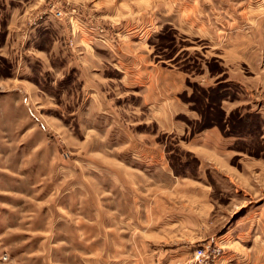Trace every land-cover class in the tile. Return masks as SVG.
Listing matches in <instances>:
<instances>
[{"label": "rangeland", "instance_id": "rangeland-1", "mask_svg": "<svg viewBox=\"0 0 264 264\" xmlns=\"http://www.w3.org/2000/svg\"><path fill=\"white\" fill-rule=\"evenodd\" d=\"M120 1L103 0L113 8ZM208 2L214 10L197 1L190 22L177 9L139 16L148 1L130 0L135 15L111 22L68 0H0V264H264V0ZM35 8L33 18L42 11L68 28L60 36L70 48L75 39L114 48L128 18L156 19L160 27L147 38L152 57L187 74L182 98L198 114L188 120L191 131L216 126L218 153L227 154L200 160L184 137L162 133L174 174L195 183L143 176L140 155L117 150L124 135L109 119L85 125L74 70L56 75L32 54L53 39L25 27ZM97 32L105 42L93 39ZM210 122L219 126L199 128ZM245 214L255 219L249 263L238 247L251 241L234 230ZM199 248L208 259L195 257Z\"/></svg>", "mask_w": 264, "mask_h": 264}, {"label": "crops", "instance_id": "crops-1", "mask_svg": "<svg viewBox=\"0 0 264 264\" xmlns=\"http://www.w3.org/2000/svg\"><path fill=\"white\" fill-rule=\"evenodd\" d=\"M68 1L83 6L87 16L92 18L94 16L102 17L104 20L111 22H119L127 16L135 15V12L131 13L126 6L127 1L130 0H122L114 8L109 6L107 2L104 3L103 0ZM146 1L149 5L143 8L142 4L140 5L139 16L151 15L156 17L164 14L169 16L173 13V9H177L179 15L186 11L187 17H190V22H192L191 17L195 16L196 11L199 12L200 10L197 3L200 0H190V2L182 3H180L182 0ZM202 1L208 4H203L204 7H207V12L214 10V7L208 2L209 0ZM120 3L124 5H119ZM35 10L36 8L32 10L29 16L35 14ZM164 11L166 13H163ZM190 12H193L192 16ZM41 13L42 11H37L36 18H33L35 15L30 16L29 20L32 23H28L25 27L29 28V33L32 34L30 36L34 38L35 34L36 36L40 35L37 34L38 32L43 34L50 31L49 33L53 37L52 42H50L49 48L46 49L32 47L28 49L32 48L34 57L41 62L46 70H51L56 75L65 74L69 69L74 70L76 80L80 85L77 95L81 94L80 106H82L81 112L84 113L82 117L86 120L85 125L86 122L88 123L96 116L109 119L108 127L113 128L114 132H122L124 135L123 140L115 145L118 147L117 150L140 155L143 176L147 174L156 177L155 181H162V178L168 181H171V178L177 180L180 178V180L185 181L186 185L195 183L193 178L188 176L178 177L174 174L168 164L172 152L164 151L157 140V137L162 133L184 137L186 144H189L188 147L192 148L189 149L198 151L196 157L200 160L211 159L214 157L213 155L227 154L222 150L218 153L217 143L221 133L216 126L197 133L191 131L188 120H196L198 114L191 104L182 98L188 90L187 74L177 69L168 68L152 57L147 38L151 35L150 32H155L160 27L156 23V19L154 20L155 24L144 25L142 24V17L134 20V23L131 18H128V22L124 23V25L128 23V26H123L125 32L120 36L121 40L114 48H108L99 43H93L91 48L86 45L81 47L80 45H83L82 39H75L77 48H70L65 44V39L61 37L62 35H65L64 37L69 36L68 28L65 26V29H62L59 25L50 23L51 18L46 17L47 19H44ZM114 17H118V21L111 19ZM179 18L182 17L179 16ZM21 25L23 23L19 24V26ZM19 26H16V30L20 29ZM85 36H90L89 30L85 32ZM56 58L61 60L57 65L51 60ZM25 89L27 93L33 91L32 87H25ZM239 99L233 101H240ZM85 125L82 122V126L91 130L92 125ZM208 135H212L214 140L204 141L203 138ZM86 137L88 135H83L80 140L82 141ZM233 175L234 173L230 177L232 178ZM231 178H228V180L231 181L233 179ZM171 196L175 197V195ZM167 198L170 200V197ZM151 202L153 203V201ZM173 208L171 210H174ZM244 217L243 220L234 225V230L235 237H239L238 240L251 241L246 247H238V253L242 261L245 260L249 263L251 262L250 257L253 255L251 250L254 249L252 231L255 219L252 215L245 214ZM222 234V238L227 242L229 239H225L224 236L228 235L227 237L230 238V232L225 231ZM154 238L156 237L154 236ZM236 242L240 244L239 241Z\"/></svg>", "mask_w": 264, "mask_h": 264}, {"label": "built area", "instance_id": "built-area-1", "mask_svg": "<svg viewBox=\"0 0 264 264\" xmlns=\"http://www.w3.org/2000/svg\"><path fill=\"white\" fill-rule=\"evenodd\" d=\"M61 13L58 12V15H60ZM94 40L96 41H102L105 42V39L102 35H99L98 32L96 33V35L93 37ZM209 254L207 253V249L206 248H199L196 253H195V257L198 259H208Z\"/></svg>", "mask_w": 264, "mask_h": 264}, {"label": "trees", "instance_id": "trees-1", "mask_svg": "<svg viewBox=\"0 0 264 264\" xmlns=\"http://www.w3.org/2000/svg\"><path fill=\"white\" fill-rule=\"evenodd\" d=\"M185 100H187V101H190L189 99H185ZM191 102V101H190ZM192 108H193V106H192ZM203 122V121H202ZM201 122V123H202ZM211 124H201L200 126H199V128H204V127H207V126H210V125H217V126H219L218 124H217V122H210ZM174 172H175V169H174Z\"/></svg>", "mask_w": 264, "mask_h": 264}]
</instances>
